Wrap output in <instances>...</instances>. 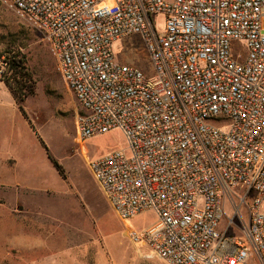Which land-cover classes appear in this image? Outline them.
Masks as SVG:
<instances>
[{"label": "built area", "instance_id": "1", "mask_svg": "<svg viewBox=\"0 0 264 264\" xmlns=\"http://www.w3.org/2000/svg\"><path fill=\"white\" fill-rule=\"evenodd\" d=\"M103 1L0 0L46 33L80 142L124 134L89 167L128 238L167 264H264V0ZM134 36L150 75L117 59ZM234 201L243 238L222 230ZM146 213L155 221L134 228Z\"/></svg>", "mask_w": 264, "mask_h": 264}, {"label": "rangeland", "instance_id": "2", "mask_svg": "<svg viewBox=\"0 0 264 264\" xmlns=\"http://www.w3.org/2000/svg\"><path fill=\"white\" fill-rule=\"evenodd\" d=\"M105 5L114 8L116 1L104 0ZM156 27L164 29L162 15ZM8 47L27 55L36 93L25 101L23 116L0 81V264H167L148 245L128 238L90 171L92 160L126 148L124 134L117 130L80 142L76 117L81 106L58 69L46 33L0 2V52ZM114 49L118 60H131L152 74L140 36L119 41ZM225 206L222 230L243 238L248 210L236 201ZM154 221L155 215L146 213L132 225L141 229ZM247 264L260 263L251 258Z\"/></svg>", "mask_w": 264, "mask_h": 264}, {"label": "trees", "instance_id": "3", "mask_svg": "<svg viewBox=\"0 0 264 264\" xmlns=\"http://www.w3.org/2000/svg\"><path fill=\"white\" fill-rule=\"evenodd\" d=\"M0 67V81L8 88L17 108L25 116L24 103L36 93V81L29 70L27 55L20 49L8 47L0 52ZM46 151L53 167L60 176L65 177L63 166L48 149Z\"/></svg>", "mask_w": 264, "mask_h": 264}, {"label": "crops", "instance_id": "4", "mask_svg": "<svg viewBox=\"0 0 264 264\" xmlns=\"http://www.w3.org/2000/svg\"><path fill=\"white\" fill-rule=\"evenodd\" d=\"M129 62H131V60H128Z\"/></svg>", "mask_w": 264, "mask_h": 264}]
</instances>
